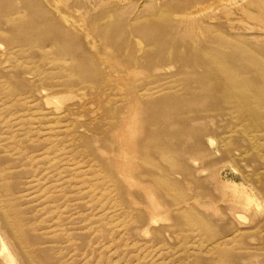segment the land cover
<instances>
[{"label": "rangeland", "instance_id": "374dc122", "mask_svg": "<svg viewBox=\"0 0 264 264\" xmlns=\"http://www.w3.org/2000/svg\"><path fill=\"white\" fill-rule=\"evenodd\" d=\"M0 264H264V0H0Z\"/></svg>", "mask_w": 264, "mask_h": 264}]
</instances>
